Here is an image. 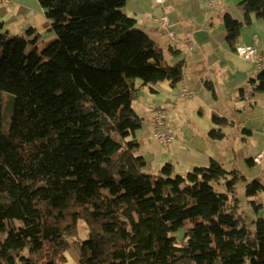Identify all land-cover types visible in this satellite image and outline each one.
Returning a JSON list of instances; mask_svg holds the SVG:
<instances>
[{"label":"trees","instance_id":"16d2710c","mask_svg":"<svg viewBox=\"0 0 264 264\" xmlns=\"http://www.w3.org/2000/svg\"><path fill=\"white\" fill-rule=\"evenodd\" d=\"M126 1L38 0L54 34L41 47L34 27L0 30V264H61L72 251V264H264V217L239 213L238 170L211 159L151 172L137 153L139 86L175 85L182 66L164 64ZM239 6L243 23L264 20V0ZM223 21L234 49L242 21ZM249 82L264 93V65ZM261 187L247 181L244 194Z\"/></svg>","mask_w":264,"mask_h":264},{"label":"crops","instance_id":"0c3cea01","mask_svg":"<svg viewBox=\"0 0 264 264\" xmlns=\"http://www.w3.org/2000/svg\"><path fill=\"white\" fill-rule=\"evenodd\" d=\"M219 1L214 6L218 14L209 10L207 0H165L161 5L153 4L151 0L126 1L123 11L133 17L136 25L161 49L164 64L171 66L180 62L182 66V79L175 85L163 80L139 86L132 106L143 122L134 136L139 143L138 150L145 145L143 157H151L148 167L151 172L165 162L180 174L205 166L211 159L224 167L230 157L244 160L252 169L259 167L251 175L233 169L239 171L244 182L256 179L262 185L254 195H243L247 209L257 207L250 218L264 217V145L260 146L254 137L264 128V95L252 93L249 82L264 65V44L260 43L257 17L250 13L249 23L242 21L235 44L255 45L262 61L257 65L238 56L225 40V29L221 24L228 7L226 0ZM195 3L200 10L198 15L194 12ZM17 11L15 0L0 2L1 31L15 34L12 18L14 14L18 15ZM161 14L167 16L174 40L169 41L158 28L156 19ZM234 18L239 19L238 16ZM189 42L191 48H188ZM182 87L191 94L181 96ZM247 95L253 97L252 103L245 99ZM258 97L261 100H255ZM158 109L167 116V130L175 135L168 144L156 141L148 132L149 120ZM213 115L224 117L226 124H214ZM212 129H219L223 136L211 138L208 133ZM225 141H231L235 148L228 150ZM258 153L262 156L255 163L252 157ZM251 200L255 203L253 206Z\"/></svg>","mask_w":264,"mask_h":264},{"label":"rangeland","instance_id":"374dc122","mask_svg":"<svg viewBox=\"0 0 264 264\" xmlns=\"http://www.w3.org/2000/svg\"><path fill=\"white\" fill-rule=\"evenodd\" d=\"M239 1L240 0H226L227 7H228V11L227 12L232 17L238 16L239 19L241 21H243L244 20V15H243V12L241 11V7L239 6ZM219 2H220L219 0L216 1L217 5H218ZM15 3L17 4V8H18V11H17L18 15L14 14L13 15L14 18H12L14 20V25H15V27L12 30L15 33L14 35L24 34L26 29H28L29 27H34L35 34L39 35L38 39H37V43L39 44V47L44 46L49 40H52L54 38V34L51 31H47L48 21H47V19L44 16V10L42 9V7L39 4L38 0H15ZM208 7H209L210 11L215 12V13L218 14V12L215 10L214 6L208 5ZM194 12L197 15L200 12V10H198V8H197V4L196 3H195ZM256 20L258 21L256 23H257L258 31L260 32V43L264 44V20H262L260 18H256ZM222 23L223 24H221V25L224 26L223 19H222ZM48 37H51V38L49 39ZM30 38H33V36H31ZM262 49L264 50V47ZM251 92H252V88H251ZM256 93H258V92H256ZM261 94L264 95V93H262V92H261ZM245 99L247 101H250V103L253 102V97L251 95L245 96ZM255 100H261V99L258 97ZM134 106H135V104H134ZM3 112L5 113V110H3ZM4 117L5 116H3V120L5 121ZM166 119H167V116H165V114H164L165 124H166V121H167ZM148 126H149V128H148L149 135L151 134V136H152L151 127H150V125H148ZM165 127H166V125H165ZM167 129H169V128H166V130ZM168 132H171V131H168ZM172 134L174 135V133H172ZM254 137L257 139V142L259 143L260 146L264 145V128H261L258 132H256ZM172 141L173 140H171L170 142H172ZM224 144L226 145V147H228L227 148L228 150L229 149L233 150L234 145H233V143H231V141H225ZM137 153H139L140 155H142V153L145 154L146 153L145 145H143L142 148H140L137 151ZM231 155H232V153H231ZM145 159L147 161L148 167H150V162H149V159L151 160L150 155H148V156L146 155ZM225 163L226 164H225L224 168L226 170H231L233 168H237V169H239L240 171H242L243 173H245L247 175H251L252 173L256 172L257 169L259 168V167H256L255 169L254 168L252 169L251 166L248 165L244 160L239 159L237 161V160H234V157L233 158L230 157ZM244 185H245V182H244L243 179H239L237 181V183H236V192H237V197L239 199V202H238V204H239V213L241 215H243L244 217H246L248 221H250L252 219V217H253L252 216L250 218V216L253 215L252 213H254V211H253V209L252 210L247 209L246 206H245L246 205V201H245V198H244V195H243V193H244ZM87 232H88V230L86 228V225L83 222H79L78 223V235H77L78 239L81 240V241L86 239L87 238ZM179 232L182 233L183 232V228H181L179 230ZM72 254H73V251L71 253H66V261L64 263L62 262L61 264H72L73 263V258H74V256Z\"/></svg>","mask_w":264,"mask_h":264},{"label":"built area","instance_id":"2783aa9c","mask_svg":"<svg viewBox=\"0 0 264 264\" xmlns=\"http://www.w3.org/2000/svg\"><path fill=\"white\" fill-rule=\"evenodd\" d=\"M9 0H0V2H6ZM155 5H161L165 2V0H151ZM217 0H207L208 5L215 6ZM156 24L159 29H161L165 35V37L170 41L174 40V33L170 30L168 26V19L165 14H161L156 19ZM191 43H188V48H191ZM234 52L242 57L243 59L254 62L259 65L262 61V58L259 54V50L253 44H245V43H238L234 46ZM181 96H189L191 92L182 87L180 89ZM148 125L151 127L152 136L159 142L163 144L169 143L173 140L174 135L171 132H168L165 127V120H164V112L160 109L154 111L153 115L151 116ZM262 156V153H258L256 156L252 157L253 162L257 163L259 158Z\"/></svg>","mask_w":264,"mask_h":264}]
</instances>
